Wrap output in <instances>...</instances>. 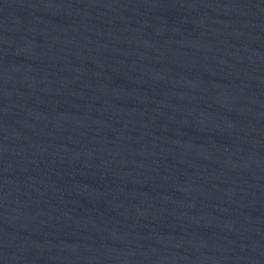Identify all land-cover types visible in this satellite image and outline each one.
Segmentation results:
<instances>
[{"label": "water", "instance_id": "water-1", "mask_svg": "<svg viewBox=\"0 0 264 264\" xmlns=\"http://www.w3.org/2000/svg\"><path fill=\"white\" fill-rule=\"evenodd\" d=\"M0 264H264V0H0Z\"/></svg>", "mask_w": 264, "mask_h": 264}]
</instances>
